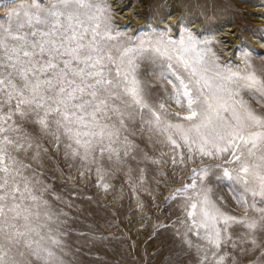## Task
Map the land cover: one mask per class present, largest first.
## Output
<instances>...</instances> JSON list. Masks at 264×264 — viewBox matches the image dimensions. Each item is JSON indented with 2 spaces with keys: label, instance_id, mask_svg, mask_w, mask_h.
<instances>
[{
  "label": "snow or ice",
  "instance_id": "1",
  "mask_svg": "<svg viewBox=\"0 0 264 264\" xmlns=\"http://www.w3.org/2000/svg\"><path fill=\"white\" fill-rule=\"evenodd\" d=\"M106 11L102 0H13L0 14V264L32 256L63 264L60 216L37 170L47 149L27 126L62 145L67 158L96 163L107 156L121 165L136 158L129 136L137 119L140 132L163 137L173 165L184 164L185 151L188 161H220L192 168L191 183L172 197L183 194L177 235L200 264H224L221 249L229 244L264 252L257 241L264 233V65L256 68L247 51L243 66L221 64L208 46L214 37L201 41L188 32L175 40L158 26L148 39L125 44ZM251 31L264 41V27ZM145 62L172 86L166 101L186 115L150 102L139 75ZM213 179L244 206L242 217L222 210ZM233 226L242 230L236 239Z\"/></svg>",
  "mask_w": 264,
  "mask_h": 264
},
{
  "label": "rangeland",
  "instance_id": "2",
  "mask_svg": "<svg viewBox=\"0 0 264 264\" xmlns=\"http://www.w3.org/2000/svg\"><path fill=\"white\" fill-rule=\"evenodd\" d=\"M112 1L102 0V6L107 8L105 17L113 25V32L124 33L122 40L125 44H134L137 38L148 39L154 35L157 26L166 29L169 25L173 29L172 33L166 31L168 37L179 40L182 34L186 38L190 32L193 37L202 41L208 38L210 31L221 20H226L237 25L234 31H239L241 37L234 46H230L227 54L215 42L208 45L219 57V62L243 66V53L247 51L250 53V62L256 68L264 65V41L258 38L261 34L253 35L255 41H250L246 34L250 31L251 35V30L262 26L254 25V19L243 7L247 3L260 0H146L144 10H135V15L130 13L138 20L134 23L127 21V15L121 12L115 15L114 9H110L113 6ZM170 3L176 5L173 10L175 19L162 24L159 18L169 10ZM11 7L13 0L0 2V14L6 13ZM188 21L193 22L189 25ZM196 22L199 25L192 27ZM242 41H246V44ZM158 70L147 62L140 65L139 75L147 84L146 92L150 102H164L171 112L186 115L184 108L174 101H166L164 89L171 90L172 86L166 80L161 81L157 75L151 74ZM251 103L260 107L254 100ZM145 116L147 117V113ZM27 127L30 132L39 135L43 147L47 149L42 166L37 170L42 173L41 179L49 187L45 199L60 216L59 229L63 249L57 250V255L63 264H200L196 249L189 248L184 243V238L177 235L178 230L184 231L179 223L184 216L181 207L183 194L172 197L176 195V189L182 188L185 183H191L189 177L192 168L220 161L207 158L201 160L199 157L188 161L185 151L184 164L173 165L170 146L163 142V137H150L146 132H140L139 119L132 126L135 135L129 136L135 146L133 155L136 158H128L121 165L110 162L107 156L98 157L96 163L67 158L62 145L58 148L48 137L40 134L35 126ZM145 156L148 159H144ZM152 160L158 163L154 164ZM210 186L223 195L221 207L225 213L238 218L244 215V206L232 198L227 187L219 185L214 179ZM142 200L146 207L143 224L149 231L145 238H141L143 240L138 241L140 249L136 254L138 235L131 234V219L128 216L136 215L134 211L141 205ZM231 234L236 239L242 235V230L239 226H233ZM189 238L196 242V237ZM257 241L264 242V233L257 234ZM246 247L252 248V245L248 243ZM221 254H225L224 264H264V252L259 247L242 253L229 244L221 249ZM17 258L25 264H44V261L34 256Z\"/></svg>",
  "mask_w": 264,
  "mask_h": 264
},
{
  "label": "bare ground",
  "instance_id": "3",
  "mask_svg": "<svg viewBox=\"0 0 264 264\" xmlns=\"http://www.w3.org/2000/svg\"><path fill=\"white\" fill-rule=\"evenodd\" d=\"M145 3H146V0H113L111 2V4H113L112 7H110V9H114L113 11L115 12V15L117 12H121V14L123 15H127V21H130L132 23L134 22H138V20H135V17H132L131 14H134V11L135 10H144V7H145ZM133 6V8H132ZM175 4L174 3H170L169 4V10L165 13V15L162 17V18H159V21L162 23V24H166L167 21L169 20H173L175 19L174 17V9H175ZM243 7L246 8V11H248V15L250 14V16H252V18L254 19V25H259V26H262L264 27V15H261V14H264V0H260L259 2H254V3H247L246 5H244ZM131 13V14H130ZM135 15V14H134ZM249 16V17H250ZM167 18V20H165V18ZM123 19V17H122ZM193 21H188L187 23L190 25ZM199 25V22H196L192 25V27H195V26H198ZM168 26V25H166ZM237 25H234V24H231L229 23L228 21L226 20H221L220 24L216 27H214L211 31H210V34L208 36L209 37H214L215 40L214 42L217 44V46L222 49L224 52H226L225 54H227V52L229 51L230 49V46H234L240 39V34L238 33L239 31H234L235 28H236ZM172 29L173 27H167L166 30L167 32H170L172 33ZM250 31H248L246 34L247 35V38L250 40V41H255L256 39L253 38V32L252 34L250 35L249 34ZM259 40V39H258ZM162 182H165V180H163ZM161 183V182H160ZM121 192V191H120ZM122 193V192H121ZM135 193V192H134ZM137 193V192H136ZM140 197V196H139ZM137 198V197H136ZM118 199V198H116ZM114 199V200H116ZM121 199V198H120ZM119 199V201H120ZM113 200V201H114ZM138 200V199H137ZM141 200V199H139ZM156 200V199H155ZM130 201H131V198H130ZM117 202V201H116ZM136 202V200H135ZM134 202V203H135ZM143 200L141 201V205L139 207H137L136 211H134V213L136 212V215H131L129 214L128 217H130L131 221V225H130V230L132 231L131 234L135 235L137 234L138 236V239H136V254L139 253V242H140V239L143 237L145 238V235H147L149 229L147 228V226L145 227L143 223H145L144 221V214L146 212V207L145 205L142 203ZM131 203V202H130ZM133 203V204H134ZM124 204V203H123ZM138 205V204H136ZM115 205L113 204V208L115 210L116 207H114ZM117 206V205H116ZM118 207V206H117ZM131 207V205H130ZM122 208V207H120ZM119 208V209H120ZM124 209V208H123ZM127 210V209H125ZM148 211V210H147ZM122 212V211H121ZM120 212V213H121ZM172 212V211H171ZM119 213V212H118ZM123 214V213H122ZM128 214V213H127ZM147 216V215H146ZM158 214H157V219H158ZM124 218V217H123ZM125 219H123L124 221ZM122 221V222H123ZM147 221V219H146ZM125 222V221H124ZM126 223V222H125ZM124 223V224H125ZM122 224V223H121ZM126 227V226H125ZM129 227V226H128ZM117 229V228H116ZM124 229V228H123ZM129 229V228H128ZM122 230V228L120 229V231ZM116 231V230H115ZM126 231V230H125ZM120 233V232H119ZM133 235V236H134ZM136 237V238H137ZM147 237V236H146ZM143 240V239H141ZM139 241V242H138ZM154 244V243H153ZM152 245V244H151ZM156 245V244H155ZM150 246V245H149ZM148 246V247H149ZM154 246V245H152ZM150 246V247H152ZM149 247V248H150ZM141 255V254H140ZM87 262V261H86Z\"/></svg>",
  "mask_w": 264,
  "mask_h": 264
}]
</instances>
